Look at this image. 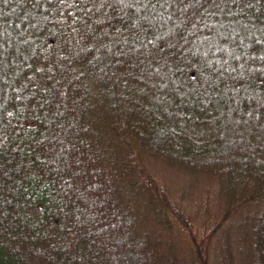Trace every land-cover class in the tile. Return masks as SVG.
<instances>
[{"label": "trees", "instance_id": "trees-1", "mask_svg": "<svg viewBox=\"0 0 264 264\" xmlns=\"http://www.w3.org/2000/svg\"><path fill=\"white\" fill-rule=\"evenodd\" d=\"M185 11L0 0V264H207L210 248L212 264H264V0ZM105 108L188 184L245 214L262 203L251 231L216 226L196 252L159 241L96 139Z\"/></svg>", "mask_w": 264, "mask_h": 264}, {"label": "rangeland", "instance_id": "rangeland-1", "mask_svg": "<svg viewBox=\"0 0 264 264\" xmlns=\"http://www.w3.org/2000/svg\"><path fill=\"white\" fill-rule=\"evenodd\" d=\"M119 117L108 108L96 110L93 115L95 136L123 191L124 201L142 220L141 225L154 229L159 241L180 249L190 246L196 252L202 237L208 236L216 226L220 228L215 230L218 238L227 230L233 231L236 238L244 231H251L262 203H254L245 214L249 205L230 207V203L224 202L226 198L215 199L202 182L188 184L187 178L183 179L177 171L166 167L130 124ZM158 188L162 196L171 198L182 219L157 196ZM235 223L237 227L233 226L232 230L225 227ZM214 242L212 239L205 244L211 247ZM207 264H212L211 248Z\"/></svg>", "mask_w": 264, "mask_h": 264}, {"label": "snow or ice", "instance_id": "snow-or-ice-1", "mask_svg": "<svg viewBox=\"0 0 264 264\" xmlns=\"http://www.w3.org/2000/svg\"><path fill=\"white\" fill-rule=\"evenodd\" d=\"M7 0H5V3ZM164 2L168 5L169 8H175L177 12L187 18V11H185L186 7L188 8H195L198 12L201 7L204 6L205 0H187V4L185 0H164ZM126 55V53H125Z\"/></svg>", "mask_w": 264, "mask_h": 264}]
</instances>
